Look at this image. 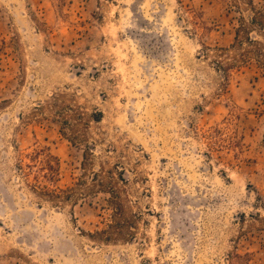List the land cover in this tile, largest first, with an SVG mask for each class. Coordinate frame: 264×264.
I'll list each match as a JSON object with an SVG mask.
<instances>
[{
    "label": "rangeland",
    "instance_id": "374dc122",
    "mask_svg": "<svg viewBox=\"0 0 264 264\" xmlns=\"http://www.w3.org/2000/svg\"><path fill=\"white\" fill-rule=\"evenodd\" d=\"M254 8L0 0V264H264V69L203 52ZM35 148L60 203L17 167Z\"/></svg>",
    "mask_w": 264,
    "mask_h": 264
},
{
    "label": "trees",
    "instance_id": "16d2710c",
    "mask_svg": "<svg viewBox=\"0 0 264 264\" xmlns=\"http://www.w3.org/2000/svg\"><path fill=\"white\" fill-rule=\"evenodd\" d=\"M253 12V15L249 18L241 17L239 26L236 29L235 40L229 47L204 45V56L215 54L216 67L224 72L226 78L230 77L235 70H239L243 64H248L252 60L264 69V43L258 39V36L252 34L255 32L259 36L264 35V9L254 8ZM102 118V111H97L93 115L95 121L99 122ZM64 124V127H66L67 125L71 126L72 123L71 121H65ZM25 158L30 160L26 162ZM17 167L28 180L31 176L33 177L36 183L30 184V186L47 200L60 203L70 195V192H66L67 190L56 185L60 161L47 148H35L30 153L20 152ZM111 192L112 195L114 194L111 203L115 211L119 213L122 211V201L118 199L114 189Z\"/></svg>",
    "mask_w": 264,
    "mask_h": 264
}]
</instances>
